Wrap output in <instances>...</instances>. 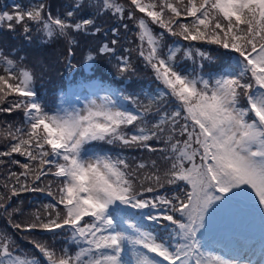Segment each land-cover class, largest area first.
Returning <instances> with one entry per match:
<instances>
[{"label": "snow or ice", "instance_id": "6c2138e0", "mask_svg": "<svg viewBox=\"0 0 264 264\" xmlns=\"http://www.w3.org/2000/svg\"><path fill=\"white\" fill-rule=\"evenodd\" d=\"M130 5L128 17L138 28V54L162 85L149 104L136 111L124 103L133 97L108 90H103L99 102L90 99L83 107H65L62 100L50 109L38 96L33 71L19 67L0 49V113L22 110L24 114L23 124L0 128V138L10 142L0 157L27 158L19 176L10 174L17 184L24 178L22 191L29 190V175L33 183L48 176L57 182L56 203L45 206L52 211L43 218L37 213L32 222L15 227L49 233L68 229L71 243L77 246L74 254L67 249L58 254L44 243L31 241L46 264H251L207 250L204 230L210 209L238 198L250 200L264 217V0H130ZM82 6L83 0L74 4L66 19L53 16L44 3L27 10L17 4L13 12L0 13V26L6 22L14 32L22 25L24 38L31 41L25 21L34 22L43 32V43L64 38L75 46L73 33L102 31L94 17L72 21ZM95 8V16L108 12L119 20L126 10L119 0H97ZM137 11L144 15L137 18ZM151 25L165 31L156 34ZM111 32L117 35L118 29ZM166 33L215 45L225 51L230 63L213 67L208 63L214 59L210 52L180 45L162 55ZM116 44V39L112 46L102 43L98 53L115 54ZM181 50L193 60L191 70L176 61ZM73 55L69 47L67 57L57 59L66 61L70 69ZM117 60L120 73L134 71L129 56ZM95 61L96 54L89 52L86 63L92 67ZM37 63L42 64V58ZM13 95L19 99L9 101ZM168 97L175 100V110L157 109L155 123L148 126L152 103ZM154 141H162L163 147L154 146ZM99 142L159 152L167 168L161 173L156 160L133 164L123 155L97 151L94 146ZM180 182L185 185L183 197L147 195ZM52 183L48 181L49 196ZM4 186L11 196L18 195L15 184ZM11 196L0 197V209L9 217L20 211L9 208ZM145 221L167 228V239L158 237ZM10 245L12 240L0 235V264H39L35 258L10 251ZM127 246L135 252L134 262L124 257ZM260 252L264 257V241Z\"/></svg>", "mask_w": 264, "mask_h": 264}, {"label": "trees", "instance_id": "16d2710c", "mask_svg": "<svg viewBox=\"0 0 264 264\" xmlns=\"http://www.w3.org/2000/svg\"><path fill=\"white\" fill-rule=\"evenodd\" d=\"M46 1L52 2V9L54 12L65 16V13L69 10H72V6L76 3H79L80 0H15V4H10L6 8V11L13 12L15 5H20L22 10H27L29 8H34L41 3H46ZM120 3L125 5L124 18L122 20L117 19L114 15L105 12L103 15L95 16L96 8L95 4L97 0H83V6L76 11L74 17H72L73 22L83 20L85 18L94 17L97 26L102 27V30L105 27L113 25V28L118 29L117 35H113L110 31L107 37L104 39L102 32L97 33L96 35L81 33H73L77 40V45L75 48L77 50L75 61H78L81 65L79 74L82 77H91L99 75L102 79L109 81L110 83L121 87V84H124V87L121 89L124 92V95L133 97V102L136 103V106L143 107L148 105L150 100L158 93H155V85L159 82L155 79L153 71L148 67L144 60L139 56L137 51V45L139 40L137 39L138 28L136 26V21L129 19L128 10L132 9L130 5V0H119ZM134 10V9H133ZM2 13V12H0ZM144 14L136 12L137 18ZM15 23V22H14ZM31 28L29 35L31 36V41H28L24 38L22 34V25H17L14 32L7 29V23L5 22L3 26H0V49L3 50L6 56H10L12 59L17 61L19 67H27L33 71L35 80L34 86L38 92V96L41 100L44 101L46 106L50 109H55L59 100L60 95L63 93L64 89V78H63V65L64 61L57 59V56L65 57L66 53V44L67 40L64 38H55L52 41L43 43L44 35L40 30V26L34 22L25 21ZM127 25V28H124L123 25ZM153 32L159 34L164 29L160 28L158 25H151ZM92 31V28H89V32ZM113 39L117 40V44L114 45L116 48L115 54H99L98 49L102 43H109ZM176 39L182 41V49L187 47L200 48L204 51L210 52L213 56V61L208 62L212 64L213 67H224L230 63L228 55L223 49L218 48L215 45L206 44L204 42H189L184 41L179 36H172L170 34H165L162 40V55L166 54V49ZM13 49L16 51L13 52ZM125 49L130 51L126 52ZM89 52L96 54V61L94 66L90 67L86 63V56ZM129 56L131 66L134 71H129L127 73H120L116 67L118 60L117 57L120 56ZM195 55V54H194ZM23 56L24 60L19 58ZM42 58V64H38L37 60ZM198 61L199 58L195 57ZM176 59L180 60V65L184 67L193 68V60L188 59L184 56L183 50L179 52L176 56ZM208 63H206V69L208 68ZM19 99L15 95L9 97V101H15ZM166 102L162 108L160 106ZM175 100L171 97L166 98L160 102L152 103V110L160 108L161 111H174L175 110ZM7 106V104L3 105ZM157 119L156 112H153L149 117H147L148 126H151L152 123H155ZM8 124H11L13 127L23 124L22 122V110H16L11 114L0 113V128H5ZM9 140L5 138H0V152L7 151L9 148ZM154 146L163 147V142H152ZM97 151H108L112 155H123L129 159L130 163H133L136 160H156L158 167L160 168L161 173H163L167 164L163 163L160 157L161 153H150L143 149L132 148H123L119 144L107 145L104 142H99L94 146ZM0 160H3L4 163L0 164V197L11 196L9 188H6L4 185H13L17 186L18 195L11 196L10 202L7 201L10 209L18 208L20 211L18 213H13L11 217L5 214L3 209H0V235H5L12 240V245H10V250L15 247L16 241L18 240L17 234L18 230L16 224H26L32 222L37 213L43 218L48 211L52 209L46 208V205L53 204L51 200H33L31 199L30 203L27 204V198L29 195V190L22 191L20 190V184H23L24 178L20 177V182L17 184L16 178L12 177L11 173H16L19 176L20 173L24 171L21 167L23 163H28L26 157H23L19 154H13L11 157H0ZM19 160L20 164H16L13 161ZM152 171V169H148ZM31 175H29L27 184L31 181ZM53 181L52 183V192L55 195L57 189V182L54 178H50ZM43 188H46L43 184V181L38 185ZM170 185L165 184L164 188L158 189L157 192L147 195H160L166 194L169 198L175 195L182 196L183 190L177 188L170 190ZM158 237H166L168 230H162L159 226H156ZM40 230L31 231V233L26 234L25 236L30 240H35L45 245L49 246L48 241L45 240V236H40ZM56 240V238H52ZM52 247V246H51ZM75 248L77 246L75 245ZM58 253V249H55ZM31 253V248H22V256L29 255ZM18 255H21L19 252Z\"/></svg>", "mask_w": 264, "mask_h": 264}, {"label": "rangeland", "instance_id": "374dc122", "mask_svg": "<svg viewBox=\"0 0 264 264\" xmlns=\"http://www.w3.org/2000/svg\"><path fill=\"white\" fill-rule=\"evenodd\" d=\"M102 85L100 81L96 80L82 82L83 90L81 101L78 105L70 103L69 105L65 97L61 101L63 100L65 107H83L85 100L96 99L99 102L105 95L103 90H108L112 93L118 92L109 85ZM100 90L103 92L96 93ZM124 103L128 110L136 111L138 108L135 104L131 106L126 101ZM237 200L243 203H241L243 208L232 209L235 206V202L231 201L227 205L218 206L214 211L212 209L209 210L213 213V218L210 223H206L204 238L212 245L213 250H215L214 253L226 258L251 261V264H264V257H262L260 252L261 241L257 239L260 236L259 231L264 232V217L261 216L258 209L252 206L250 200L246 198H238ZM124 257L126 260L134 262L135 252L131 246L126 247Z\"/></svg>", "mask_w": 264, "mask_h": 264}]
</instances>
